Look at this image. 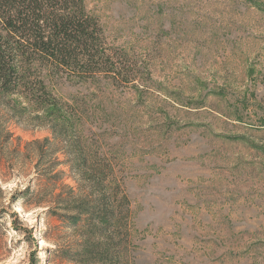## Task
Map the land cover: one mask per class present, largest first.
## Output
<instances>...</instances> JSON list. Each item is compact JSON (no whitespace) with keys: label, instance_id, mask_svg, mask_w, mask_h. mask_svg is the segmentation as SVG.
Masks as SVG:
<instances>
[{"label":"rangeland","instance_id":"rangeland-1","mask_svg":"<svg viewBox=\"0 0 264 264\" xmlns=\"http://www.w3.org/2000/svg\"><path fill=\"white\" fill-rule=\"evenodd\" d=\"M85 4L108 43L147 69L148 81L126 88L48 82L130 201L123 264H264V0ZM32 118L8 122L0 153V264H73L58 253L81 240L49 218L55 204L13 201L45 189L36 157L53 135ZM59 172L50 203L77 188L69 165Z\"/></svg>","mask_w":264,"mask_h":264},{"label":"trees","instance_id":"trees-1","mask_svg":"<svg viewBox=\"0 0 264 264\" xmlns=\"http://www.w3.org/2000/svg\"><path fill=\"white\" fill-rule=\"evenodd\" d=\"M102 80L121 88L140 85L148 81L147 69L108 43L85 0H0V153L9 141L8 122L19 117H33L53 135L42 143L36 157V169L43 168L45 189L29 187L13 201L24 211H50L55 204L49 218H55L65 234L73 233L81 240L78 251L58 253L73 264H123L130 201L116 185L112 165L83 147L48 82ZM58 154L67 160L60 162ZM61 165L70 166L77 188L68 187V193L50 203L48 198L62 187L64 174L56 173ZM23 233L37 248L33 233Z\"/></svg>","mask_w":264,"mask_h":264}]
</instances>
